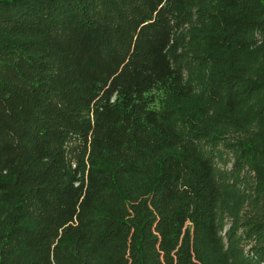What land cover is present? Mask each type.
Segmentation results:
<instances>
[{
	"label": "trees",
	"instance_id": "16d2710c",
	"mask_svg": "<svg viewBox=\"0 0 264 264\" xmlns=\"http://www.w3.org/2000/svg\"><path fill=\"white\" fill-rule=\"evenodd\" d=\"M0 264H264V0H0Z\"/></svg>",
	"mask_w": 264,
	"mask_h": 264
}]
</instances>
